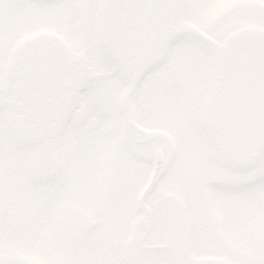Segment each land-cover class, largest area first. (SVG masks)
I'll return each instance as SVG.
<instances>
[{
    "label": "flooded vegetation",
    "instance_id": "flooded-vegetation-1",
    "mask_svg": "<svg viewBox=\"0 0 264 264\" xmlns=\"http://www.w3.org/2000/svg\"><path fill=\"white\" fill-rule=\"evenodd\" d=\"M195 1L170 3L167 18L139 50L140 74L130 87L131 69L112 59L118 11L111 0H0V94L17 103L0 109L2 246L7 241L16 252L25 251L36 224L44 258L51 252L58 261L77 242L86 246V238L110 256L108 264H119L131 247H142L141 227L127 229L126 222L155 160L164 164L155 187L172 193L173 177L184 174L199 190L186 205L195 218L193 241L205 252L217 253L203 244L222 240L229 230L249 238L248 210L239 206L246 195L237 190L231 202L222 200L223 184L238 186L243 171L228 167L205 130L206 113L220 49L243 29L264 31V0H198L199 7ZM37 44L51 54L52 71L61 65L62 75L42 119L30 120L21 83L36 63ZM123 52L125 64L132 62ZM135 52L133 47L130 55ZM38 152L40 176L34 169ZM253 176L248 171L246 182ZM16 212L23 216L14 217L6 232L5 219ZM95 216L99 226L89 219ZM22 219L26 226L16 234ZM95 228L96 236L89 235ZM191 230L188 224L183 240ZM172 250L167 252L174 261Z\"/></svg>",
    "mask_w": 264,
    "mask_h": 264
},
{
    "label": "water",
    "instance_id": "water-1",
    "mask_svg": "<svg viewBox=\"0 0 264 264\" xmlns=\"http://www.w3.org/2000/svg\"><path fill=\"white\" fill-rule=\"evenodd\" d=\"M170 1L115 0V9L119 11L132 7L151 10L148 15H139V18H148L151 21L148 28V34H151L155 32L157 25L161 24L166 17L168 2L170 3ZM122 16V13H120L117 18L122 19ZM118 23L116 30L117 34L120 35L124 31L121 30ZM151 28H153V31ZM127 33H132V31L128 29ZM133 34L136 35L139 32L136 30ZM146 34L147 32L143 31L142 36L145 37ZM118 40L120 41L119 38ZM125 48L128 49V56H131L129 50L131 47L127 46ZM133 55L137 58V61L135 64H130L131 62L128 64L130 66L134 65L131 71V83L135 81L140 65L139 53ZM114 58L118 66L122 67L124 65L119 55H115ZM217 75V86L214 88L213 99L210 102L213 114L210 116L212 124L209 126V130L212 136L220 142V150L231 163L236 165L246 164L249 158L258 154L261 142L264 141V35L258 31L241 33L232 48L223 51V59ZM57 82V79L55 81H41L40 91L22 95L26 104L41 106L39 109L31 107L32 114L41 115V111L53 98ZM31 83L30 80H25L23 88L31 90ZM8 104L6 100L0 102V106ZM30 120H37V118L31 115ZM155 179L156 176L151 177L150 183L143 190L138 201V211L141 214L144 232L143 238L150 231L151 216V212L145 203V197ZM8 225L6 224L7 227ZM148 248L157 247L151 246ZM0 264L32 263L26 260L2 258Z\"/></svg>",
    "mask_w": 264,
    "mask_h": 264
},
{
    "label": "rangeland",
    "instance_id": "rangeland-1",
    "mask_svg": "<svg viewBox=\"0 0 264 264\" xmlns=\"http://www.w3.org/2000/svg\"><path fill=\"white\" fill-rule=\"evenodd\" d=\"M194 4L196 7H199L198 0H196ZM185 19H188V17L186 16ZM238 20L240 22L242 19L238 18ZM223 164H226L225 161ZM224 168L225 166H223V169ZM224 170H226L229 174H232L228 167ZM239 171H243V181L241 180V183L238 186H248L247 188L239 189L246 195V201L239 198V206L244 210H248V215L245 219L251 230L248 239L242 240L235 237L231 234L233 231L229 230L226 235H223L222 240H217L216 242L206 241L203 244L202 247L216 248L217 253L210 254L209 252H205L197 243L193 241V236H195L197 232L193 231V222L195 218L193 217L192 207H185V213L188 221L185 220L182 212H180L181 217L179 218L176 199L174 197H168V194L171 193L165 192L164 186L161 185L160 187H156V189H154L147 200V203L152 211L153 225V230L148 236L147 243L153 242L155 245H172L176 249V256L179 264H204L197 261L201 258L207 257L221 260L223 261V264H261V261L263 262L264 260V238L261 235L264 234V153L261 154L253 164L247 167H242ZM248 171L252 172L254 176L252 180L246 182ZM172 180L173 187H175L174 191L178 193L180 198L185 197L184 200L187 201L189 199L187 198V195L194 193V190L188 185L190 181L187 179V176L184 174H177ZM228 184H232V182ZM232 187L233 186L229 185L228 189ZM223 194L225 197L222 200L226 202L232 201L233 192L228 193L227 191H223ZM198 195L199 193L195 194V197H198ZM217 197L219 201L220 196ZM193 205L195 206L196 204L194 203ZM213 210L215 211V208ZM134 212L135 211L133 210L132 216L127 219V228L130 227V223L133 222L135 217H137V214ZM208 218L211 219L210 217ZM89 219L96 221L97 226H99V221L96 216L94 218L90 217ZM186 221L189 223L190 228H192L187 242L186 240H183L182 234L185 227V224L182 223ZM36 228L37 225L34 224L32 226V232L33 230H36ZM262 230L263 232H260ZM97 231L98 228L91 229L89 231V235L93 232L96 236ZM37 235L38 234L32 233L30 236V246L24 251L25 257L34 261L35 264H45L44 262L51 264H105L101 254L97 253L98 248L96 244L94 243L93 246L90 242L87 245L86 238H84L86 246H84L81 241L77 242L75 250L71 253H65L58 261H55L52 257L53 254L48 252V255L45 256L47 260L44 261V256H42L39 249L40 241ZM1 243L2 241H0V256L12 255V248L7 246V243L3 247ZM217 244H219L220 247H217ZM59 247V245L53 244L52 249L57 250ZM130 252L131 255L133 254L131 258H134V260H136L140 255L134 264H172V261L164 249L142 251L141 249L133 248ZM126 253L127 256L123 257L119 264H129L130 257L128 256V251ZM135 254H137V256ZM57 257L60 256L58 255ZM105 257L108 264L110 256L106 255ZM111 261H113V257H111Z\"/></svg>",
    "mask_w": 264,
    "mask_h": 264
}]
</instances>
